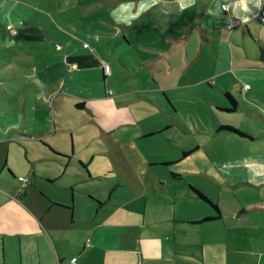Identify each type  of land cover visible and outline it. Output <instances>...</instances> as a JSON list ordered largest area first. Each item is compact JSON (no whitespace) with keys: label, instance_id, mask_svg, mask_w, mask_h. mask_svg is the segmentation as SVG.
I'll return each instance as SVG.
<instances>
[{"label":"crops","instance_id":"1","mask_svg":"<svg viewBox=\"0 0 264 264\" xmlns=\"http://www.w3.org/2000/svg\"><path fill=\"white\" fill-rule=\"evenodd\" d=\"M263 1L0 0V41L2 48L14 52V58L19 62L27 61V58L33 61L31 53L42 52L44 74L60 70L61 78L47 76L46 84L56 85L53 95H56L55 101L60 98L63 109L69 102L70 107L78 111L70 125L71 131L88 126L96 132V136L93 134L95 143L106 145V149L98 147L99 152L116 147L119 143L132 144L135 150L142 147L144 151L152 136H157L158 142L160 135L179 133L181 130L193 136L208 137L218 145L223 137L227 146L234 144L244 150L246 140L254 143L264 139V108L253 101L237 100L233 94L236 85L231 83L232 80L239 83L237 76L240 79L242 75L241 83L250 84L248 94L254 99L264 100V23L259 19ZM241 2L247 5L246 10L240 7ZM225 5L228 6L227 10L223 8ZM231 23L235 24L232 30L228 28ZM105 63L110 66V75L105 74ZM136 70L139 73L143 71L148 82L163 83L157 94L165 100V104L161 102V106L157 103L160 110L156 111L146 103L141 108L147 112L145 120H140L134 111L140 108L133 110L129 104L140 98L147 99L148 93L154 90L143 88L135 93L138 97H131L133 91L119 90L116 95L119 96L117 108L114 101L108 100L112 87L116 90L121 88L119 76L128 79L129 73ZM183 79H188V82L181 85ZM95 88L99 89L97 95L92 94ZM166 90L177 95L180 92L190 93L199 100H208L213 107L206 110L207 125L202 127L199 125L201 119H194L195 128L189 130L186 125L181 129L180 111L177 108L179 101L167 97ZM245 100L246 103H243ZM89 102L94 109L90 108ZM122 106L127 113L126 118L113 116L110 119L111 112H116ZM228 112L239 115L240 124L230 122ZM255 123L260 124L258 130L254 128ZM225 126L246 136L222 130ZM126 128L132 129V139L129 141L122 140L118 135ZM204 145L198 140L194 148L182 152L183 157L178 161L187 160ZM205 150L213 159L209 145ZM187 152L191 154L185 156ZM160 155L150 154L149 157L154 160ZM143 158L146 159L144 155ZM167 158H163L164 163L174 159ZM94 159L95 155L91 161ZM114 163L116 170L111 167L106 170L114 173L115 177L127 180L125 185L129 186L130 174H121L116 159ZM171 164H174L173 161L166 163ZM217 165L219 180L224 185L233 189L245 186L264 190L263 155L221 157ZM168 174L166 176L172 183L185 179L182 172L169 170ZM204 175L210 176V173ZM26 180L27 184L19 180L23 185L22 199L20 194L17 197L16 193L1 191L0 180V264H17L8 259V249L15 250L16 256H21L19 264H73L74 259L76 264H264V253L261 249L255 251L248 237L230 235V229L235 228H242L240 230L243 233L247 231L248 235L257 230L259 234L255 244H262L264 203L246 207L240 200L237 208L225 204L226 207L222 209L202 192L198 184L190 182L187 187L179 186L181 192L176 196L184 195L187 199L201 201L210 207L209 212L180 215L176 206H172L171 214L164 215L157 207L155 217H150L146 204H139L144 197L148 199L147 193L143 190L141 194H134L127 189L124 202L111 212L108 210L100 221L94 220L90 238L73 253L71 248H74V244L70 239L53 237L47 227L29 218L32 227L40 232L36 234L20 219V214L31 216L30 210L22 206L31 184L28 178ZM191 187L206 195L218 207V211L200 199ZM253 212L256 214L254 217L251 216ZM206 218L213 220L204 221ZM253 218L254 224L247 227L246 220L252 221ZM241 222L246 227L243 228ZM183 223L191 227L216 225V228L224 229L223 239H226L222 241L224 247L221 256L218 254V238L213 232L212 238L206 240L205 244L203 241L187 243L184 235L189 229L179 226ZM31 239L35 248L30 245ZM42 240L46 245L41 244ZM238 243H242V246ZM44 252L47 253L48 263H45Z\"/></svg>","mask_w":264,"mask_h":264},{"label":"rangeland","instance_id":"2","mask_svg":"<svg viewBox=\"0 0 264 264\" xmlns=\"http://www.w3.org/2000/svg\"><path fill=\"white\" fill-rule=\"evenodd\" d=\"M2 47L0 41L1 191L16 193L17 197L20 194V199H22L21 190L23 185L19 179L22 176L31 181L30 187L24 196V204H22L24 208L30 210L31 216H25V214L19 216L26 225L31 227V232L40 234L37 229L32 227L29 218L35 223L47 227L53 237L62 236L67 240L70 239L74 244L71 251L76 253V250L83 247L87 242V238H90L91 229L94 226L93 221H100L108 210L111 212L117 205L124 202V197L128 195L127 192L125 193L127 189H131L134 194H141L143 190L147 193L148 199L144 197L139 204H146L147 215L150 217H155L154 211L157 207L161 208L164 215L171 214L169 211L172 206L173 208L176 206V211L180 215H189L190 212L199 214L209 212L210 207L201 201L187 199L184 195L176 196L181 192L179 186L182 188L187 187L190 182L198 184L202 192L206 193L222 209L226 207L225 204L237 208L238 202L241 201L246 207L264 203V190H256L245 186H238L233 189L224 185L225 183L219 180L217 174L219 169L217 165L218 158L264 156V139H259L254 143L246 140V146L242 150L238 145L227 146L223 142V139L226 138L223 137L220 138L218 145L214 144L211 139L208 140V137L193 136L185 130H181L179 133L166 132L160 135L158 142L157 136H152L149 146L146 144L144 151H142V147H140V151L135 150L132 144L129 143L127 145L126 143H119V145H115L116 147L105 150L106 145L95 143L93 134L95 136L97 134L91 127H81V130L75 128L73 135L70 125L76 119L78 111L70 107L69 102L63 109L60 98L55 101L56 95L53 94L56 85L46 84L45 77L50 76V78L58 79L61 78V73L60 70L58 72L54 70L53 73L44 74L45 65L44 61L41 60V56H44L43 53L38 52L36 54L32 52L33 61L27 58V61L22 60L19 62L15 60L14 52ZM24 55L27 56V53H24ZM8 61L11 63H8ZM143 76V71L139 73L137 70L129 73L128 79H122L119 76L118 82L121 88L116 90L112 87L109 91L110 98H108V100L116 103L115 107L117 108L119 96L116 95H118L119 90L133 91L134 94L131 97H138L135 93L143 88L144 90H154V92L148 93L149 97L147 99L140 98L129 104L133 110L140 108L134 110L140 120L147 118L146 110L141 109L144 108L146 103L150 104L153 110L156 111L160 110L157 103L161 106L165 104V100H162V97L157 94V90L163 86V83L158 81L148 82L145 76L143 79ZM241 78L242 75H240V79L237 76V82L238 80L240 82L233 83L232 80L231 83L233 86L236 85L233 91L236 99L253 101L259 107L264 108V100L257 97L254 99L251 94H248L250 84L241 83ZM183 80L180 81L181 85L188 82V79ZM245 86L248 88L245 89ZM92 94H99V89L95 88ZM165 95L176 102L179 101L177 108L180 111L179 125L182 127L181 129L186 128V125L189 126L187 128L189 130L195 128L194 119H201L199 125H202V127L207 125L206 110H212L213 107L208 100H199L197 97L191 96L190 93L180 92V95H177L176 92L169 90L165 91ZM246 96H250L251 99L245 98ZM246 100L243 103H246ZM92 105L89 102L90 108H93ZM123 109L124 106L118 107L116 112H111L112 117L110 119H113V116H117L118 119H125L127 113ZM253 110L256 111L254 107ZM228 114L230 120H232L230 122L240 124L239 115H232L233 112H228ZM259 127L260 124L255 123L254 128L258 130ZM131 130L126 128V130L119 131L118 135L122 140L129 141L132 139ZM169 134L171 135L169 136ZM225 137L237 141L233 137ZM198 140H201L202 145H205L187 160L178 161V158L183 157L182 152L194 148ZM137 143L141 144V142ZM208 145L209 150L213 152V159L205 150ZM98 147H104L105 149L99 152ZM150 154L153 156L162 155L152 160ZM93 155H95V159L92 162ZM142 155L146 159H141ZM164 157L174 159L169 160L167 158L168 160L164 163ZM114 159L119 164L117 168L120 167L119 172L121 174H126V172L130 174L129 186L125 185L127 180L120 179L119 176L115 177L114 173L110 174L111 172L109 173L106 170L109 167L114 169L116 166ZM171 161L174 164L166 165ZM169 170L182 172L185 179L172 183L166 176ZM207 172L210 173V176L204 175ZM115 174L117 173L115 172ZM166 178L167 180H165ZM160 179L161 181H159ZM255 215L254 212L251 213L252 217ZM225 219H228V217H225ZM254 222L255 218L252 221L248 219L245 223L249 227ZM241 225L244 228L243 222H241ZM179 226L189 229L184 237L187 239V243L192 244L199 241H203L205 244L206 240L212 238L213 232L218 238L213 237L218 240V254L221 256L224 247L222 241L226 239V237L223 239L224 232L222 233V231L224 229L216 228V225L191 227L187 223ZM240 229H230V235L248 237L254 250L261 249L264 253V241L262 244H255L259 234L258 231L256 230L248 235L247 231L243 233ZM44 234L49 238L47 233ZM245 240L247 241V238ZM31 242L30 245L35 248L33 239H31ZM41 244L46 245L43 240ZM238 244L242 246V243ZM44 250L49 251L47 247H44ZM44 253L46 256L45 263H48L47 253ZM7 255L8 259H12L17 264L20 263L21 256H16L15 250L10 251L8 249Z\"/></svg>","mask_w":264,"mask_h":264},{"label":"trees","instance_id":"3","mask_svg":"<svg viewBox=\"0 0 264 264\" xmlns=\"http://www.w3.org/2000/svg\"><path fill=\"white\" fill-rule=\"evenodd\" d=\"M222 130H226V131H230V132H234L236 134H239L241 136H246L244 133L232 128V127H229V126H225V127H222L221 128ZM189 154H191V152H187L185 153V156H189ZM192 190L194 191V193L202 200L208 202L209 204H211L217 211H218V207L216 205H213V203L209 200V198L204 195L201 191L197 190L195 187H191ZM209 220H213V218H206L204 221H209Z\"/></svg>","mask_w":264,"mask_h":264},{"label":"built area","instance_id":"4","mask_svg":"<svg viewBox=\"0 0 264 264\" xmlns=\"http://www.w3.org/2000/svg\"><path fill=\"white\" fill-rule=\"evenodd\" d=\"M223 8H224L225 10H227L228 6L225 5ZM259 19H260L261 22L264 23V1L262 2L261 8H260ZM228 28H229L230 30L234 29V28H235V24L231 23V24L228 26ZM104 71H105V74H106V75H110V74H111L110 66H109L108 64H106V63L104 64ZM247 88H248V87L246 86L245 89H247ZM20 181L24 182L25 184H27V182H28L26 179H24V178H22V177L20 178Z\"/></svg>","mask_w":264,"mask_h":264},{"label":"clouds","instance_id":"5","mask_svg":"<svg viewBox=\"0 0 264 264\" xmlns=\"http://www.w3.org/2000/svg\"><path fill=\"white\" fill-rule=\"evenodd\" d=\"M259 2H261V0H259ZM240 7L244 8L246 10L247 5L241 2ZM245 22H247V19L245 20Z\"/></svg>","mask_w":264,"mask_h":264},{"label":"bare ground","instance_id":"6","mask_svg":"<svg viewBox=\"0 0 264 264\" xmlns=\"http://www.w3.org/2000/svg\"><path fill=\"white\" fill-rule=\"evenodd\" d=\"M23 178V177H22ZM25 179V178H24ZM20 180V179H19ZM28 181V180H27ZM28 183V182H27ZM73 264H76V259L73 260Z\"/></svg>","mask_w":264,"mask_h":264}]
</instances>
